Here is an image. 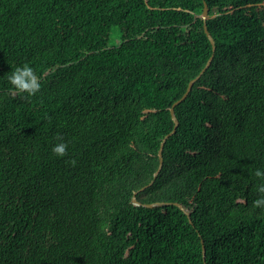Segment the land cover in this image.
<instances>
[{
  "label": "trees",
  "instance_id": "1",
  "mask_svg": "<svg viewBox=\"0 0 264 264\" xmlns=\"http://www.w3.org/2000/svg\"><path fill=\"white\" fill-rule=\"evenodd\" d=\"M257 168L264 0H0V264H264Z\"/></svg>",
  "mask_w": 264,
  "mask_h": 264
},
{
  "label": "water",
  "instance_id": "2",
  "mask_svg": "<svg viewBox=\"0 0 264 264\" xmlns=\"http://www.w3.org/2000/svg\"><path fill=\"white\" fill-rule=\"evenodd\" d=\"M201 17H202V19H204V21H206L209 18V7H208L207 4L204 7V10H203V13H202ZM204 29H205V32H206L208 38L210 39V42H211L212 47H213V52H214L215 49H216L215 40H214L213 36L211 35V33L209 32L206 23L204 24ZM213 58H214V53L211 55V57L209 58L208 62L206 63V65L204 66V68L200 71V73L189 82L188 87H187L185 93L182 95V97L179 98L177 101H175L173 103L172 107L170 108L171 116H172V119L174 121V127H173L172 131H170L163 138V140L161 142L160 149H159V165H158V168H157L156 172L154 173L153 179L147 185L143 186L142 188H140L138 191H136L134 193V197H133V203L134 204H136V205H141L142 204L141 202H139L137 200L136 195L139 192L144 191L146 188H148L149 186H151L154 183L155 179L157 178V176L159 175V173L161 172V170L163 168V164H164L163 151H164L165 143L167 142V140L172 135H174L177 132V129H178L179 124H180V121H179V119L176 116L175 107L178 104H180L182 101H184L188 97V95L191 92V90H192L194 84L196 83V81H198L201 78V76L205 73V71L211 66L212 61H213ZM164 204H166V205H168V204H175V205H177L190 218V212H189V210H187L179 202H175V203H171V202H156V203H146V204H143V205L146 206V207H155V206L164 205ZM190 222H192L191 218H190ZM203 257H204V259H206V248L204 246H203Z\"/></svg>",
  "mask_w": 264,
  "mask_h": 264
},
{
  "label": "clouds",
  "instance_id": "3",
  "mask_svg": "<svg viewBox=\"0 0 264 264\" xmlns=\"http://www.w3.org/2000/svg\"><path fill=\"white\" fill-rule=\"evenodd\" d=\"M9 80L16 90L26 92L29 95H35L41 89V83L35 69L27 63L12 71ZM67 149L68 143L63 140L53 146V151L60 156L65 155ZM255 175L264 178V169L257 168ZM257 190L259 193L264 194V183L259 184ZM253 203L257 207H264V195H260Z\"/></svg>",
  "mask_w": 264,
  "mask_h": 264
},
{
  "label": "rangeland",
  "instance_id": "4",
  "mask_svg": "<svg viewBox=\"0 0 264 264\" xmlns=\"http://www.w3.org/2000/svg\"><path fill=\"white\" fill-rule=\"evenodd\" d=\"M118 43H119L118 35L116 33H113V35H112V44L115 45V44H118Z\"/></svg>",
  "mask_w": 264,
  "mask_h": 264
}]
</instances>
